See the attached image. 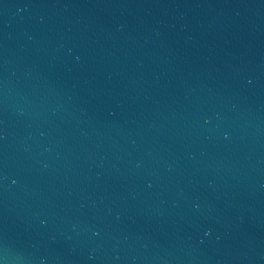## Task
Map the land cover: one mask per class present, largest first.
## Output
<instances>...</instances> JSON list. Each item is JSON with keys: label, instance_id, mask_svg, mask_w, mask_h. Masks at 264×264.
Here are the masks:
<instances>
[{"label": "water", "instance_id": "obj_1", "mask_svg": "<svg viewBox=\"0 0 264 264\" xmlns=\"http://www.w3.org/2000/svg\"><path fill=\"white\" fill-rule=\"evenodd\" d=\"M0 264H264V0H0Z\"/></svg>", "mask_w": 264, "mask_h": 264}]
</instances>
